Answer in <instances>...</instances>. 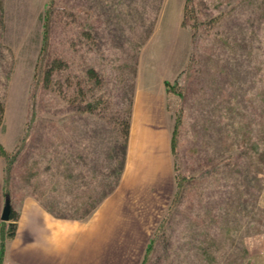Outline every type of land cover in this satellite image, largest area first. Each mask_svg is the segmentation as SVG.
Returning <instances> with one entry per match:
<instances>
[{
    "label": "rangeland",
    "instance_id": "1",
    "mask_svg": "<svg viewBox=\"0 0 264 264\" xmlns=\"http://www.w3.org/2000/svg\"><path fill=\"white\" fill-rule=\"evenodd\" d=\"M187 4L206 21L226 13L210 29L198 25L195 46L182 24ZM48 35L47 59L62 63L51 90L39 72ZM152 78L169 81L171 126L181 118L178 173L201 174L227 144L241 167L222 168L196 181L190 200L171 206L170 198L159 208L140 264H264V3L257 0H0V145L23 156L6 165L0 153L14 209L32 196L58 217L87 219L114 184L135 92Z\"/></svg>",
    "mask_w": 264,
    "mask_h": 264
},
{
    "label": "crops",
    "instance_id": "2",
    "mask_svg": "<svg viewBox=\"0 0 264 264\" xmlns=\"http://www.w3.org/2000/svg\"><path fill=\"white\" fill-rule=\"evenodd\" d=\"M165 80L152 78L135 92L125 168L116 190L84 220L58 217L36 198L25 197L1 262L140 264L159 224L152 217L159 208L167 209L174 190ZM2 177L0 226L6 196Z\"/></svg>",
    "mask_w": 264,
    "mask_h": 264
},
{
    "label": "trees",
    "instance_id": "3",
    "mask_svg": "<svg viewBox=\"0 0 264 264\" xmlns=\"http://www.w3.org/2000/svg\"><path fill=\"white\" fill-rule=\"evenodd\" d=\"M257 1H259L260 3H264V0H257ZM193 6H195V5L190 6L189 4H187V6L185 8L182 24L184 27L189 28V31L191 32V37L193 39L192 42L194 43V40L197 37V34L194 31H196V28L198 27L199 24H200V26H203V25H205L206 27L209 26L208 29H210L211 28L210 26L214 25V24H218V22L220 20H222L223 15L226 13H224V11H223V13L220 12L219 15L213 16L212 18H210L209 20L206 21L205 19L201 18L202 14L199 16L197 15L198 17H196V15L193 14V11H192ZM232 8L233 7H231V9ZM48 19H49V16H47V18H46L47 22H48ZM192 19H193V21L189 22V20H192ZM47 22H46V26L49 27V22H48V24H47ZM206 35L208 36V34H206ZM49 37L50 36L48 35L44 39L45 59H44V61H42V67H41L39 72H40V79L44 83L45 88L46 89L48 88V90H51L54 78L56 76L55 72H56V70H58L60 68L62 63L59 61V58L56 56H51V57H49V60L47 59V57L49 56V46H50ZM194 46H195V43H194ZM197 60H199V58H195L193 61H197ZM200 64L201 63H199V65ZM184 70L185 69L182 70L181 74L184 72ZM197 70L199 71V72L196 71L197 74L201 73L200 68H198ZM201 71H202V69H201ZM90 72H93V71L91 70ZM193 73H195V72H193ZM165 85H166V89H167L168 88L167 86L169 85L168 80H165ZM179 94L185 95V92L182 93V91H181ZM2 111H3V107L0 104V112L2 113ZM45 112L47 113V111H45ZM35 114L36 113H34L33 120L35 119ZM181 117H182V115H181ZM0 120H1V117H0ZM180 127H181L180 115L174 116V123L171 126V151H172V154L174 155V163H173L174 191H173V194L171 197V203H170L171 206L175 201H177V202L182 201V198H184L185 196H188V199L190 200V198L192 197V193L195 192L198 188L196 181H201L202 178L206 179L210 175L217 174V172L220 171L222 168H224L225 170H228L229 172H234V171L240 170V167H241V164L238 163L239 157H237L235 155V152L231 149L233 146L231 144L230 145L227 144V146H225V151L222 153L223 155L222 154L220 155L221 156L220 159L216 160V161L215 160H212V161L209 160L207 163H205L204 165L207 167H203L204 169H201V174L199 173V175L198 174L197 175L196 174L195 175H191V174L188 175V173H185V174L178 173L177 169L179 166H178V162L175 159H176V155H177L178 146L181 144V143H178L180 140L179 139ZM129 130H130V122H127L125 131H124L125 133L123 134V136H124V141L122 144L123 149L121 151V157H119V159H118V162L120 163V169L118 170V173L115 176L114 184L112 185L111 190L109 192L105 193L104 196H102V198L96 203V205L88 213L86 218H88V216H90L93 213V211L98 207V205L103 201V199L106 196H108L110 193H112L114 191V189L119 184V181H120V178H121L124 166H125V162H126V147H127V142H128ZM225 143H227V142H225ZM242 148L246 149L245 146H243ZM21 149L22 148H20L19 150H16L15 153H9V152H5L3 150V147L0 145V153L3 155V157H5L6 165H8V164L11 165L17 159L23 157L22 153H21L22 152ZM189 149H191V148H189ZM192 160H195V159H192ZM189 162H190V160H189ZM188 168L194 169L195 167L190 164V166H188ZM192 171H194V170H192ZM5 172H6L5 173L6 175H5L4 181H3V183H4L3 189L5 192V195H8V194L12 193L10 186L7 184L8 178H11L10 169H8L6 167ZM193 187H195V189H192ZM205 215H208V213H206ZM17 218H18V212L16 209H14L13 204H12V210L10 213V220L9 221H3L2 220L1 226H0V259L1 260H2L4 247H5L7 238L13 236V234L15 233ZM150 245H151V243H150Z\"/></svg>",
    "mask_w": 264,
    "mask_h": 264
},
{
    "label": "water",
    "instance_id": "4",
    "mask_svg": "<svg viewBox=\"0 0 264 264\" xmlns=\"http://www.w3.org/2000/svg\"><path fill=\"white\" fill-rule=\"evenodd\" d=\"M12 210V201L10 195L5 196V202L2 210L1 219L3 221H9L10 220V213Z\"/></svg>",
    "mask_w": 264,
    "mask_h": 264
},
{
    "label": "built area",
    "instance_id": "5",
    "mask_svg": "<svg viewBox=\"0 0 264 264\" xmlns=\"http://www.w3.org/2000/svg\"><path fill=\"white\" fill-rule=\"evenodd\" d=\"M0 264H10L9 262H1V259H0Z\"/></svg>",
    "mask_w": 264,
    "mask_h": 264
}]
</instances>
